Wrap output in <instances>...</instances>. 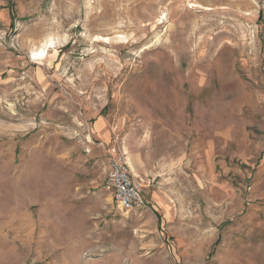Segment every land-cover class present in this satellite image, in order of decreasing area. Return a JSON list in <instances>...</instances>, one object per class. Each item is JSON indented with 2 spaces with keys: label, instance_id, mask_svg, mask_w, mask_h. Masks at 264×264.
Returning a JSON list of instances; mask_svg holds the SVG:
<instances>
[{
  "label": "rangeland",
  "instance_id": "1",
  "mask_svg": "<svg viewBox=\"0 0 264 264\" xmlns=\"http://www.w3.org/2000/svg\"><path fill=\"white\" fill-rule=\"evenodd\" d=\"M0 264H264V0H0Z\"/></svg>",
  "mask_w": 264,
  "mask_h": 264
},
{
  "label": "built area",
  "instance_id": "2",
  "mask_svg": "<svg viewBox=\"0 0 264 264\" xmlns=\"http://www.w3.org/2000/svg\"><path fill=\"white\" fill-rule=\"evenodd\" d=\"M107 189L113 192L114 201L122 210L147 206L140 184L132 175L131 168L122 154L109 159Z\"/></svg>",
  "mask_w": 264,
  "mask_h": 264
},
{
  "label": "bare ground",
  "instance_id": "3",
  "mask_svg": "<svg viewBox=\"0 0 264 264\" xmlns=\"http://www.w3.org/2000/svg\"><path fill=\"white\" fill-rule=\"evenodd\" d=\"M47 47H50V46L46 45L44 48L40 49L38 52H33L34 57L35 58H40V59L46 58V56L48 54L47 53V49H48ZM129 161H130V159H129ZM130 164H131L133 170H135L134 166L132 165V163H130Z\"/></svg>",
  "mask_w": 264,
  "mask_h": 264
}]
</instances>
